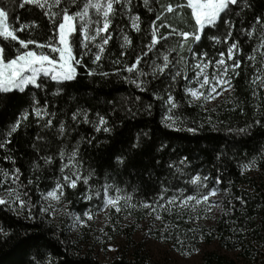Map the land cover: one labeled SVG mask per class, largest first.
Returning a JSON list of instances; mask_svg holds the SVG:
<instances>
[{"label":"trees","instance_id":"obj_1","mask_svg":"<svg viewBox=\"0 0 264 264\" xmlns=\"http://www.w3.org/2000/svg\"><path fill=\"white\" fill-rule=\"evenodd\" d=\"M22 2L0 0V5H5L10 13L9 22L13 27L28 25L23 32H17L20 38L48 42L55 33L52 22L44 15L47 10L27 3L20 7ZM83 2L85 0H78L80 7ZM169 2L185 7L178 10L179 14L177 10L165 14L171 28H160L161 22H156L158 35H169L167 41L161 40L149 51L145 46L150 42L151 22L160 5ZM65 3L66 0L51 11H59ZM186 3L187 0H159V3L149 0L146 7L143 0H131L130 8H122L121 0V4L115 6V14L111 15L107 32L109 42L104 46L100 61L93 64L94 51L88 52L77 43L73 45V52L82 63L76 65L72 81L57 83L44 77L43 89L29 86L23 93L17 90L0 92V144H5L6 139L11 141L0 148V169L10 174L9 178L0 175V180H5L0 190L14 188L21 193V198L26 192V202L34 205L32 211L36 216L35 220L26 219L27 207L18 214V210L0 205V228L8 233L0 235V264H30L47 258H51L53 264H160L152 261L144 247L131 254L119 253L113 261L103 263L95 255L93 245L85 248L72 236L67 222L55 224L38 211L44 204L41 195L60 179L65 158L73 148L78 151L76 161L89 175L91 186L99 188L110 183L131 195L137 203H156L161 191L169 195L176 193L178 188L185 189V185L189 188L190 177L197 173L208 176L210 185L220 177L222 183L216 186L223 192L222 211L216 227L221 244L235 252L236 257L210 253L203 264H264V180L251 177L243 167L255 159L256 165L264 171V157L259 155L264 152V96L253 95L254 89L248 84L252 70L247 62L259 47L261 26L254 20L264 17V0H247L249 7H244V0H241L240 7H234L230 16L222 14L223 19H230L233 25L227 41L224 37L228 35V25L220 21L217 26L206 28L201 40L191 45L197 54L207 53L209 58L226 52L233 42L242 50L237 54L242 68L235 78L233 96L225 107L212 110L200 103H190L186 93L185 74L194 55L189 45L172 51L183 39L179 33L194 31L196 27ZM68 6L70 12L79 10L77 6ZM149 7L153 11H148ZM133 15L139 17L137 28L132 27L130 17ZM76 25L77 28L81 26L78 19ZM125 36L130 41L127 45ZM71 39L79 42L81 37L73 33ZM0 41L16 51L12 46H18V42L2 38ZM29 48L35 49L36 45H29ZM142 50L148 52L139 65L144 71L150 72L148 65L163 63L165 52L175 65L171 63L169 69L155 79L151 75L141 77L148 82L143 91L125 80V76L133 74L123 71V66L133 62ZM121 52L125 55L121 56ZM117 59L120 64L114 63ZM116 67L121 68L119 74L112 71ZM89 69L94 70L93 75L87 74ZM103 72L109 75L102 76ZM178 72L180 75H176ZM169 94L177 104L175 109L166 102ZM33 101H38L37 106L50 115L37 117L31 111ZM78 109L87 111L90 121L96 120L97 113L104 115L111 131H96L92 122H84L82 115L73 121L72 113ZM24 112L29 113L27 119H22L17 131L7 137L6 133ZM168 114L180 118L176 127H167ZM49 119L52 124L46 125ZM257 119L262 123L255 124ZM61 122L65 126L64 135H60ZM246 125H252L246 133L235 131ZM188 128L197 131L189 132ZM61 152L65 153L63 159L59 155ZM48 157L52 159L46 162ZM185 157L187 160L182 164ZM178 167L183 171L178 172ZM17 168L19 180L13 184L11 173ZM236 196L242 197V201L235 200ZM128 239L132 242L130 234ZM22 240L26 243L22 244Z\"/></svg>","mask_w":264,"mask_h":264},{"label":"snow or ice","instance_id":"obj_2","mask_svg":"<svg viewBox=\"0 0 264 264\" xmlns=\"http://www.w3.org/2000/svg\"><path fill=\"white\" fill-rule=\"evenodd\" d=\"M8 0H6V3ZM65 0H23L20 3V7L24 6V3L33 4L38 6L41 9L47 8L49 11H45L44 15L47 16L52 22V32L55 33L54 37H49L48 42H40L35 39H23L17 35V32H23L28 25L21 24L19 28L13 27L9 23V15L10 13L6 10L5 5H0V38H3L5 41L18 42V46L13 44L12 47L16 49L15 52L9 48L8 45L0 43V92L9 93L13 90H18L21 93L25 91V89L29 86L36 89H43L45 87L44 77H50L51 81H55L57 83L72 81L76 76V68L74 64L79 65L82 63V59H77L73 53V45L78 43V46H82L85 50L89 49V42L95 43L96 38H100V43L96 45L98 51L95 53L94 59L92 60L93 64H96L97 61L101 60V53L104 52V45H107L109 42V38L107 36H101V33H107L109 30V26L111 23V15L115 14L116 9L114 8L115 4H121V0H85L82 7L79 6L78 0H66L65 6L60 8L59 11H50L54 7H59ZM145 6L149 5V0H143ZM159 3V0H156ZM131 0H123L122 8H130ZM241 0H187L186 7L191 10V15L195 20V30L194 31H181L179 35L183 38L179 41L176 47L172 48V51H176L177 48L183 49L185 44L189 45V51L193 52L198 56H207V53H199L195 52V48L191 47L196 42L201 40V32L205 28V26H217L218 22L222 21L225 25H228V35L224 37V40L227 41L232 31V21L230 19H223V16H230L231 12L235 8L240 7ZM73 5L77 6L79 10L70 12L69 6ZM250 5L247 3V0H244V7H249ZM185 5L183 4H174L167 3L164 5H160V10L158 14L155 16V19L151 22L150 31L151 37L150 42L145 47L150 51L153 49L161 40L167 41L168 33H160L158 35L157 31V21H160V28L169 27L172 25L168 23L166 13L172 14L174 10L183 9ZM89 9L95 10V15L97 16L96 20H92L89 16ZM148 11H153L151 7L148 8ZM223 14V16H222ZM87 18V19H86ZM133 21L132 27L137 28V21L139 17L137 15H133L130 17ZM81 22V26L79 28L76 27V20ZM102 21V26H101ZM255 24H259L260 28V41L261 47H264V17H256L254 20ZM35 25V21L32 22ZM95 24V34H91L89 32V25ZM73 33H76L81 37L79 42L75 39H71ZM248 35H252V32H249ZM213 39H219V37H213ZM125 44H129L130 41L127 36L124 37ZM29 45H36V48H29ZM162 46V45H161ZM45 49L47 51H45ZM234 49L242 51L238 48V44L236 42L231 43V45L227 48V58L232 60L231 68L233 70L238 69L240 67L241 61L239 59H233L234 57ZM256 51V49H254ZM58 55V58H56ZM125 55V53L121 52V56ZM148 52L142 50L140 54L136 55L133 62L124 65L123 71L126 73H132L133 76H125V80H130L132 84L136 86V88L146 90V84L148 83L145 80H142L141 77H148L151 75L153 79L157 77L158 74L165 73L166 69H169L172 61L169 58L167 52L163 54V63H154L148 65L150 72L144 71L139 68V65L142 62V59L147 57ZM224 52L220 53V59L215 61V63L222 67L224 75H228L229 66L225 63ZM183 57H181V60ZM249 59H254V57L250 56ZM115 64H120L121 61L117 59L114 61ZM207 65H201L200 63L196 64V67L200 69L196 75H201L203 71V67ZM112 71L116 74L121 72L120 67H116L112 69ZM88 75H93L94 70L89 69ZM238 74V73H237ZM102 76H108L109 73L103 72ZM176 75H180V73H176ZM175 79V76L172 77ZM260 76H256V80H260ZM225 83L223 76L212 77V82L210 83V78L208 75H203L202 82L197 81L196 87H189L186 89L188 93H190L192 102L199 101L201 98L204 100L212 99V93L215 92L217 96L220 95L219 92H216L217 87ZM255 83V81H253ZM204 85H209L207 94L203 91H198V89H202ZM260 87H264V81L261 82ZM255 96L256 93L254 92ZM137 100L140 97H136ZM171 109L177 108V104L174 102V97L169 94L167 96L166 101ZM38 101H33V106L31 111L35 113L37 117L48 116L50 113L44 111L41 107L37 106ZM150 107V106H149ZM243 112V109H240ZM29 113L24 112L21 114V117L18 118L11 129L6 133L7 137H10L12 133L16 132L18 127L21 124L22 119H27ZM83 116V120L85 123L92 122L96 131H103L105 133L110 132L111 129L107 127V119L104 115L96 114V120L90 121L88 112L83 109H78L77 111L72 113L71 119L73 121H77L78 117ZM166 119L169 121L167 127L173 128L176 127L179 117H173L172 115L167 116ZM39 123V121H37ZM255 124H261L262 121L257 119L254 121ZM52 120L49 119L46 121V125H51ZM103 126V127H102ZM252 125H246L243 128L236 129L235 131L238 133H246L248 129ZM187 131L195 132L196 128H188ZM228 131H234L233 129H228ZM65 134V126L63 122L60 124V135ZM39 139V137H38ZM10 139L5 140V144L10 143ZM5 144H0V148H3ZM163 148L164 146L161 145ZM60 158L63 159L65 153L61 152ZM262 157H264V152L259 153ZM78 156V151L76 148H73L70 154H68V163L64 164L61 168L62 173L64 169L68 168L69 172L63 174V180L55 184L52 190L46 191L41 195V200L44 202L39 208L38 211L41 214H44L47 217H54L58 212L63 211L65 213L68 212L67 207L62 206L61 208H57L56 205L60 203L61 198L64 197V189L65 187L76 189L78 181H83L85 185L89 183V176L81 175L79 171L78 162L74 161V158ZM6 159L8 157H5ZM51 157L47 158V161H51ZM119 159V158H118ZM187 158H183L181 163L186 162ZM71 166V167H69ZM256 166L255 159L250 160L247 164H245L244 168H254ZM171 167V165H169ZM178 172H182L181 168H177ZM19 172L20 170L17 168L11 173L12 183L15 184L19 180ZM0 175L5 178H9L10 174L7 170L0 169ZM208 176H201L199 173L192 175L188 183L192 186V190L185 195H171L165 197V193L161 191L157 197V206L161 209L165 208V205L174 206L176 201L179 200V204L185 207L188 206L189 203L192 204L193 210L195 206L200 205L202 202L206 206V210H211V205L215 204L219 207L220 202L211 200L210 198L215 196L217 192L220 190L216 187V185L222 183L220 177H216L211 186L208 185ZM32 181L30 180L29 183ZM5 180H0V185L4 184ZM187 185H185L186 190ZM59 190V194L58 191ZM227 191V189H224ZM10 198H0V205L5 207H11L12 210L19 212L24 211L27 207V212L25 213V218L30 220H35L36 216L33 214L32 207L27 204V193H23V197L21 198V193L16 192L14 188H7ZM103 191V200L104 205L98 209V211H103L105 207L112 206L116 209V212H120L121 209L119 207V202L123 200L127 203L132 199L131 195L125 194L121 195L122 190L120 188L114 189V194L110 195V189L108 185H104L102 187ZM183 191L182 189H177V192ZM101 193L97 192L95 195L99 196ZM83 199L91 200V195L82 194ZM237 201H242V197L236 196L234 198ZM49 200L55 202L50 203ZM163 201V202H159ZM70 203V202H69ZM46 205V206H45ZM144 208L150 209V211L154 212L155 209L151 207V202H144ZM170 210V208H169ZM71 215V213H69ZM83 217H86L87 220L81 218L79 214L73 216L72 219V227L76 228L78 226H87V221L93 219V213L89 210L83 212ZM162 217L157 215L156 219L159 220ZM189 219H193L189 217ZM195 219H200L199 216L195 217ZM103 230V229H101ZM191 231V230H190ZM0 235L7 236L8 233L5 232L2 228H0ZM30 239V237H26V240ZM26 240H22L21 243H26ZM109 249H114L113 245H108ZM30 264H53L51 258H47L46 260L32 261Z\"/></svg>","mask_w":264,"mask_h":264},{"label":"rangeland","instance_id":"obj_3","mask_svg":"<svg viewBox=\"0 0 264 264\" xmlns=\"http://www.w3.org/2000/svg\"><path fill=\"white\" fill-rule=\"evenodd\" d=\"M49 2H51V0H49ZM115 6L116 4L114 5V8ZM44 9L49 11L47 8ZM89 16L92 20L97 19L94 9H89ZM209 27L211 26H205L201 32V36L204 30ZM94 30L95 24L89 25V32L91 34H95ZM100 35L107 36V33H101ZM99 43V37L96 38L95 43L89 42L88 52L94 51V53H96L98 51L96 45ZM261 43L262 42L260 41L259 47L256 49L255 53L251 55L254 59L248 58L247 60L249 63L248 66L252 70L248 84L249 86H252V89H254V92L256 93L255 97H259L260 95L264 96V87H260L261 82L264 81V47H261ZM233 51V59H239L237 58L238 50L234 49ZM220 53L216 58H209L208 56L205 57L194 54L189 60V70L185 74L187 88L196 87L197 81L202 82L203 75L205 74L209 76L210 83L212 82V77L223 76L225 83L220 84L216 89V92L220 93L219 96L213 92L211 94L213 98L210 100H204L201 98L199 101L192 102L200 103L207 110L216 109L220 106L225 107L226 104H229L228 100L231 96H233L235 89V78L240 74V69L242 68V62L240 63V67L238 69L233 70L231 68L233 61L227 58L226 50V52H224V59L225 63L229 66V69L228 75H224L222 67L215 63V61L220 59ZM56 58H58V55ZM197 63L207 65L206 67H203V71L199 76L196 75L200 72V69L196 67ZM171 66L175 67L173 63ZM74 67L76 68V64H74ZM256 76H260L261 79L256 80ZM253 81H255V83H253ZM208 87L209 85H204L203 88L198 89V91H203L207 94ZM186 93L190 100H192L190 93L187 91ZM167 116L170 115L168 114ZM74 161L77 162L76 157L74 158ZM67 163L68 157L65 158L63 164ZM79 171L82 176L86 175L80 166ZM246 171L251 177L257 179H260L261 177V180H264V171H262L258 165L254 168H246ZM67 172H69L68 168L64 169L63 173L61 171V177L59 179L60 182L63 180V174ZM56 182L58 181L56 180ZM207 183L211 186L209 181ZM104 185L109 186V194L113 195L114 189L117 187L110 183H104L99 188H94L90 185V183L85 185L81 180L78 181L76 189L65 187V195L61 198L60 203L57 204L56 207H67L68 212L65 213L60 211L56 216L48 217V219L55 224L67 222L72 236L81 241V244L85 248L93 245L94 253L101 262H111L117 254L125 251L126 253L128 252L131 254L135 249H140L141 247H144L143 249L150 256L152 261L160 264H203L205 258L210 253H220L228 255L229 257H236L235 252L227 250L225 246L221 244L218 229L216 227L222 211L221 201L223 198V192L218 186L216 187L220 190L210 199L219 201L220 205L219 207L215 204L211 205L210 211L206 210V206L203 202L200 205L195 206V209L193 210L191 203L185 207L180 205L179 200H177L174 206L170 207L166 204L164 209L159 208L157 206V202L151 203V207L155 209V211L152 212L150 209L144 208L143 203H137L131 199L127 203L123 200L119 202L121 211L118 213L112 206L105 207L103 211H98V209L104 205L102 191V187ZM182 190L183 191L181 192L165 195V197L188 194V192L192 190V186L190 185V187L186 188V190ZM57 191L59 194V190ZM97 192H100L101 194L99 196L95 195ZM82 194L91 195L92 199L90 201L85 200L83 199ZM121 195L123 196L125 193L122 191ZM0 198H5L7 200L10 196L7 191L0 190ZM76 198L79 199L81 203ZM49 202L55 203L51 200H49ZM86 210L93 213V219L87 221V226H78L73 228V216L79 214L81 218L87 220L86 217H83V212ZM69 213H71V215H69ZM157 215L162 218L157 220ZM197 216H199L200 219H195ZM189 217H192L193 219L190 220ZM129 234L131 235L132 242L128 239ZM178 235L180 236L178 237ZM108 245H113L114 249H109Z\"/></svg>","mask_w":264,"mask_h":264}]
</instances>
